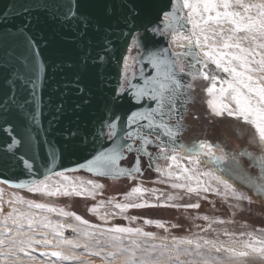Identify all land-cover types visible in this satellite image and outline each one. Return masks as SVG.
I'll return each instance as SVG.
<instances>
[{
    "label": "snow or ice",
    "instance_id": "6c2138e0",
    "mask_svg": "<svg viewBox=\"0 0 264 264\" xmlns=\"http://www.w3.org/2000/svg\"><path fill=\"white\" fill-rule=\"evenodd\" d=\"M106 11L110 12L111 9ZM133 13L134 9L129 8V14ZM70 14L76 17L75 12ZM163 15V27H155L152 31L170 37V47L175 46L178 50L162 48L155 52L150 51L145 59L154 69L153 73L145 76L141 70L142 84L127 81V87L133 90L132 95L136 100L147 98L155 102V107L132 112L127 117V123L137 127L126 131L125 137L134 142L138 140L135 151L147 155L151 161H169L166 168L157 165L155 170L169 178L174 177L178 181L171 184L174 189H186L188 194L199 195L201 192L213 191L220 195L218 189L205 186V182L200 179L204 176L223 186L224 195H231L235 201L232 205L234 209H240L244 201L249 204L264 201V0H174L172 11L164 12ZM80 19L86 29L89 18L84 16ZM20 33L31 52L35 46L34 41L23 29ZM24 62L27 66V57ZM40 67L33 55L32 73L37 74ZM125 68L126 71L129 68L127 58ZM14 75L21 82L29 83L24 74ZM198 81L202 85L206 84L202 91L207 93L206 103L210 114L214 118H232L237 124L247 126L249 143L256 146L258 155L247 150L228 152L219 143L214 145L206 139L194 140L190 145L177 144L183 130V112L180 109L187 111L186 105L194 99L192 90ZM32 83L34 85L35 81ZM120 91H125V86L122 85ZM34 116L35 113L33 118ZM172 120H175L174 124L170 123ZM141 121L146 123L141 124ZM103 128H107L106 135L109 140L118 136L114 120L101 125V136L105 135ZM162 137H167V140ZM123 139L113 148L106 149L89 160L86 165L88 171L101 176L129 177L133 172H139L138 161L132 169L117 166L124 150H134V144L123 142ZM17 143L19 141L13 139L12 144ZM153 143L157 144L159 150L155 157L146 147ZM241 157H249L258 164V176L248 175L244 171ZM181 159L186 160L191 167L181 164ZM208 164L216 167L201 172L200 166ZM24 165L29 171L32 170L33 165L29 161L24 160ZM174 165L180 169L179 172L171 171ZM217 170L220 175H217ZM225 175L240 179L248 185L252 195L238 191ZM53 176L60 179L53 180ZM193 180L196 181L195 186L190 183ZM15 187L26 188L30 193H39L46 197H94L96 189L102 185L92 180H73L64 172H49L43 180L21 181ZM143 191L145 190L140 186H136L125 196L131 198ZM253 197L256 198L255 201ZM159 199H163V194ZM175 199L177 197L171 194L167 196L168 201ZM8 203L11 206L9 212L4 214L0 209V264H25L24 258L29 264H84L76 253L77 249H83V253L88 256L99 258L102 264H228L247 258L250 254L264 259V235L258 236L253 231H241L238 236L234 232L225 231L224 235L229 238L228 245L209 239L201 242L200 239L176 237H173L171 246L147 244L142 243L140 238L155 239V236L140 228L120 225L105 228L100 224L93 225L74 212H67L51 204L25 200L20 196ZM103 203L88 208V211L107 221L111 213L100 215L99 212ZM107 203L121 212L127 208L155 206L199 208L196 203L150 205L135 202L113 203L111 199ZM16 204L26 205L27 210L21 211L15 207ZM41 212L55 213L61 217L70 216L78 224H64L48 215H42ZM202 219L207 220L208 217ZM215 222L224 223L221 220ZM145 223L164 227L159 221L146 220ZM65 228H70L75 237H66ZM260 231L264 232V229ZM235 245H240V248ZM65 248L69 251L65 252ZM39 249H43L40 251L43 259L38 260L33 253ZM221 253L227 255L221 256Z\"/></svg>",
    "mask_w": 264,
    "mask_h": 264
},
{
    "label": "water",
    "instance_id": "95a60500",
    "mask_svg": "<svg viewBox=\"0 0 264 264\" xmlns=\"http://www.w3.org/2000/svg\"><path fill=\"white\" fill-rule=\"evenodd\" d=\"M173 3L0 0V181L18 188L15 185L21 181L40 180L49 172L82 170L101 176L88 171L89 160L113 148L121 138L134 144L125 132L137 125H128L127 117L150 108V102L136 100L129 87L120 91L126 76L124 59L131 44L139 45L143 50L140 62L148 68V53L167 48L163 36L152 29L163 27V14L172 11ZM129 8L134 9L131 15ZM71 12L76 13L75 18ZM84 16L89 18L86 29L80 19ZM21 29L34 41L31 52ZM33 55L41 66L37 74L31 71ZM14 73L24 74L29 83L21 82ZM139 80L141 76L131 83L139 84ZM113 120L118 136L109 140L107 128L100 135L101 125ZM13 139L19 143L13 145ZM128 153L122 152L117 166L132 169L138 161L139 167L141 152H136L131 166L122 164ZM24 160L33 165L31 171Z\"/></svg>",
    "mask_w": 264,
    "mask_h": 264
},
{
    "label": "rangeland",
    "instance_id": "374dc122",
    "mask_svg": "<svg viewBox=\"0 0 264 264\" xmlns=\"http://www.w3.org/2000/svg\"><path fill=\"white\" fill-rule=\"evenodd\" d=\"M186 15V10H185ZM133 48L130 46L127 58L128 63L131 62L129 58V52ZM125 59L123 63L122 70L125 71ZM214 66V65H213ZM226 126L217 124V121L210 119L208 129L211 138H214L216 134H223L227 141H229L234 147V152H240L241 139H244L249 147V151L258 155V150L256 146L249 143V129L243 124H237L232 118H224ZM201 129V128H200ZM239 129V132L237 131ZM197 130V129H195ZM196 132V131H195ZM199 140L206 139L209 140L202 130H198ZM209 136V137H210ZM239 147V148H238ZM218 151V149H217ZM169 161L164 160L161 165L162 168H166ZM181 164L191 167L187 164L186 160L181 159ZM243 160L241 159V166ZM244 164V163H243ZM213 164L201 165L200 171H208L211 168H215ZM242 168L245 169L243 166ZM171 171L179 172L180 169L175 165L172 167ZM246 172V171H245ZM67 176L71 177L73 180L80 178L81 180L95 181L97 184L102 185L101 188L96 189V194L92 196H70V197H46L41 196L39 193H30L26 188H14L6 185L0 181V209L6 214L11 210V206L8 201L13 200L16 196L23 197L25 200H34L38 203L51 204L57 208H63L67 212H74L76 215L81 216L83 219L88 220L90 224H100L107 228L112 225H120L123 227L140 228L144 232L153 233L155 239L143 238L141 237V242H146L147 244H167L171 246L173 237L188 238V239H209L217 241L218 243L223 242L225 245L229 244V238L224 235L225 231L229 233H236L237 236L241 231L248 232L253 231L256 235H264V232L260 230L264 229V201H257L249 204L244 201L240 209L232 208L235 203L231 195L227 197L224 195V188L222 185L217 184L215 181L211 180L209 177L201 176L200 179L205 182V186L210 185L212 188H216L221 193L217 195L216 192H201L197 194H188L186 189H174L171 187L172 183L178 182L174 177L169 178L161 173L157 172L155 169L147 168L144 173H134L132 176H123L120 178H107L92 175L82 170L64 172ZM251 176H258L260 169L258 167L252 168V171L246 172ZM220 171L217 170V175H220ZM225 178L229 179L233 183L238 191H243L252 195L248 185L244 184L240 179L233 178L231 176L225 175ZM44 178L40 179L43 180ZM53 180H59V177H52ZM163 181V182H162ZM180 183H187L186 181H179ZM195 186L196 181L190 182ZM140 186L145 191L137 196L126 198L125 194L130 192L133 187ZM152 190H155L153 192ZM163 194V199H159ZM171 194L177 199L173 201H168L167 196ZM111 199L113 203H148L150 205H160V204H189L196 203L199 204V208H184V207H144V208H127L123 212L120 209L114 208L109 205L107 201ZM255 201L256 198L253 197ZM101 202L103 206L99 208L100 215L105 212L111 213L107 221L101 220L96 214L89 212L88 208L100 205ZM15 207L19 208L21 211H25L26 205L16 204ZM33 211L39 212L40 210L33 209ZM42 215H48L53 220H58L64 224H72L76 226L78 222L70 216L61 217L55 213H43ZM208 217L207 220L202 219V217ZM146 220L159 221L164 225L163 228L157 227L155 223H145ZM221 220L224 223H216L215 221ZM166 229V230H165ZM64 234L69 239L75 237V233L70 228L64 229ZM247 238V237H245ZM238 249L240 245H235ZM39 249L33 253V255L39 259L40 257ZM65 252L69 249L65 248ZM206 251V249H205ZM76 253L81 257V262L84 264H102L101 260L97 257L88 256L83 253V249H77ZM221 256H226L227 254L221 253ZM25 259V264L29 262ZM181 259H189L181 257ZM228 264H264V259L258 258L255 254H250L247 258H241L237 261L228 262Z\"/></svg>",
    "mask_w": 264,
    "mask_h": 264
},
{
    "label": "flooded vegetation",
    "instance_id": "af4514ba",
    "mask_svg": "<svg viewBox=\"0 0 264 264\" xmlns=\"http://www.w3.org/2000/svg\"><path fill=\"white\" fill-rule=\"evenodd\" d=\"M163 38L165 39V41L167 42V48H169L170 51H177L178 49L175 48V46L170 47L169 45V39L170 37L168 36H163ZM133 48L130 50L129 52V58L131 59V62L128 63L129 68L125 72H126V76L124 77V79L122 80V85L125 86V88H127V81L128 80H135L136 78H138L140 76V72L141 70H143L144 73H150L151 71H154V69H152L149 65L148 68H145V66L143 65L142 62H140V59L142 57L143 54V50L138 48L137 46H135L134 44ZM130 45V46H131ZM129 46V48H130ZM128 48V51H129ZM162 48H166V47H161ZM159 50V49H158ZM157 50V51H158ZM214 67V66H212ZM153 73V72H152ZM151 73V74H152ZM183 75V74H182ZM139 84L143 83V80H139ZM202 87H206V84H201V82H197L195 88L192 90V95L194 97V99L192 101H190L186 107H187V111L184 112L183 109H180L181 112H183V120H182V124H183V130L179 135V139L177 140V144L183 143L185 145H190L194 140H199L198 137V130H202V133H205L208 137V141L213 143L214 145L216 143H219L221 147L225 148L226 151L228 152H234L233 151V145L226 140L225 136L222 134H216V136H214V138H211V136H208V129H210V119H214L217 121V124L226 126V122H224V118L223 117H216L214 118L211 114H210V109H208L207 107V103L206 100L208 99L207 93L206 91H202ZM149 103V107H155V102L148 100ZM179 103V101H178ZM146 123V121H141V124ZM170 123H175V120L170 121ZM201 128V129H200ZM197 129V130H195ZM147 131V130H145ZM196 131V132H195ZM163 139L167 140V137H162ZM241 144H240V148L242 150H247L249 151V147L247 142L244 139H241ZM139 141H135L134 142V146L138 145ZM147 151L149 153H151L153 155V157L156 156V154L158 153V148H157V144L153 143L150 145H147ZM250 152V151H249ZM139 158V168L140 171L138 173H144L145 170L147 168L150 169H156V166L159 165L161 166L163 164L164 159H159L156 160L155 162L151 161L149 159V157L147 155H144L142 152L138 155ZM240 159L243 160L242 166L245 169L246 172H250V170L252 171V168H256L258 166V164L251 160L249 157H241ZM136 160V151L135 149L132 152H129L127 154V156L125 157V159L122 160V164H124L125 166H131ZM260 169V168H259Z\"/></svg>",
    "mask_w": 264,
    "mask_h": 264
},
{
    "label": "bare ground",
    "instance_id": "6f19581e",
    "mask_svg": "<svg viewBox=\"0 0 264 264\" xmlns=\"http://www.w3.org/2000/svg\"><path fill=\"white\" fill-rule=\"evenodd\" d=\"M128 54V53H127ZM123 71V70H122Z\"/></svg>",
    "mask_w": 264,
    "mask_h": 264
}]
</instances>
